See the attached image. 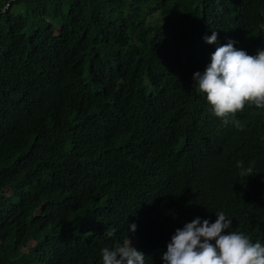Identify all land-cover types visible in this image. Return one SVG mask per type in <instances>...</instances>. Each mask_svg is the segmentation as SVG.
Masks as SVG:
<instances>
[{"label": "trees", "instance_id": "16d2710c", "mask_svg": "<svg viewBox=\"0 0 264 264\" xmlns=\"http://www.w3.org/2000/svg\"><path fill=\"white\" fill-rule=\"evenodd\" d=\"M0 10V264H101L126 236L161 264L175 228L219 211L264 243V109L245 103L223 125L192 82L213 30L264 48V0Z\"/></svg>", "mask_w": 264, "mask_h": 264}, {"label": "clouds", "instance_id": "9594fccd", "mask_svg": "<svg viewBox=\"0 0 264 264\" xmlns=\"http://www.w3.org/2000/svg\"><path fill=\"white\" fill-rule=\"evenodd\" d=\"M207 44H215L209 61L202 71L192 73V82L212 115L223 125L238 126L236 113L245 103L264 109V48L248 54L228 38L217 42V32L202 36ZM192 83V84H193ZM240 175H251V166L236 162ZM232 219L219 211L214 221L196 216L174 229L160 253L161 264H264V243L253 241L243 232L229 231ZM135 223L127 224V231L135 232ZM109 236L113 233L109 232ZM101 264H145V254L132 246L126 236L124 242L105 246L100 250Z\"/></svg>", "mask_w": 264, "mask_h": 264}, {"label": "water", "instance_id": "95a60500", "mask_svg": "<svg viewBox=\"0 0 264 264\" xmlns=\"http://www.w3.org/2000/svg\"><path fill=\"white\" fill-rule=\"evenodd\" d=\"M9 3H10V2H9ZM9 3H7V5H6L4 8H6V7L9 5ZM4 8H3V9H4ZM0 11H1V10H0Z\"/></svg>", "mask_w": 264, "mask_h": 264}, {"label": "rangeland", "instance_id": "374dc122", "mask_svg": "<svg viewBox=\"0 0 264 264\" xmlns=\"http://www.w3.org/2000/svg\"><path fill=\"white\" fill-rule=\"evenodd\" d=\"M40 9H41V7H40ZM40 9H39V10H40ZM39 10H38V11H39Z\"/></svg>", "mask_w": 264, "mask_h": 264}, {"label": "bare ground", "instance_id": "6f19581e", "mask_svg": "<svg viewBox=\"0 0 264 264\" xmlns=\"http://www.w3.org/2000/svg\"><path fill=\"white\" fill-rule=\"evenodd\" d=\"M4 245V244H3Z\"/></svg>", "mask_w": 264, "mask_h": 264}]
</instances>
